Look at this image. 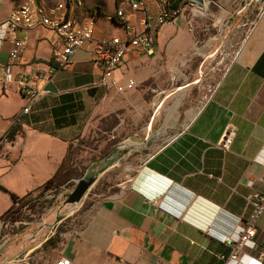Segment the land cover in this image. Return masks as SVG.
Masks as SVG:
<instances>
[{
  "label": "crops",
  "instance_id": "crops-1",
  "mask_svg": "<svg viewBox=\"0 0 264 264\" xmlns=\"http://www.w3.org/2000/svg\"><path fill=\"white\" fill-rule=\"evenodd\" d=\"M26 1L0 0V21ZM42 1L46 7L61 2ZM143 1L150 14L161 8L160 0ZM205 1L198 6L191 0H170L167 8L179 13L173 24L155 32L149 51L126 53L113 74L120 85L128 79L136 82L124 93L92 88L100 69L87 48L77 51L66 67L55 69L53 55L61 49L58 36L41 27L27 33L13 74L49 73L50 80L29 112L22 114L25 101L16 86L3 88L0 79V141L11 126L18 128L14 141L0 146V264H11L19 256L22 261L41 259L42 264H223L218 257L229 250L222 239L236 236L251 212L247 198L263 189V5L240 0L232 12L220 8L217 36L230 35L227 46L233 56L186 124L173 130L175 124L162 121L156 127L151 117L143 127H127L147 105L155 107L154 114L191 85L179 86L181 68L189 63L181 56L194 47L193 17L204 32L200 22L215 12L217 3ZM115 9L116 0H83L76 13L93 20L94 39L105 40L124 35L113 18ZM137 16L128 15L130 20ZM24 35L17 32V37ZM215 40L207 44L208 50ZM10 47L9 41L0 46V69L9 63ZM229 124L233 141L224 152L218 144ZM89 138L93 146L81 151L89 158L68 181L76 185L122 169L118 191L97 198L89 189L67 214L47 213L10 234L2 219L13 197H26L46 185L58 187L69 151ZM123 147L128 148L126 158L119 157ZM129 156L137 163L127 165ZM255 242L254 251L240 264H255L264 251V214L256 224Z\"/></svg>",
  "mask_w": 264,
  "mask_h": 264
},
{
  "label": "built area",
  "instance_id": "built-area-1",
  "mask_svg": "<svg viewBox=\"0 0 264 264\" xmlns=\"http://www.w3.org/2000/svg\"><path fill=\"white\" fill-rule=\"evenodd\" d=\"M169 3L170 0H160L159 11L150 14L146 11L143 0H116L113 18L122 26L124 35L97 40L93 38V20L80 19L76 13V8L83 4V0H61L51 7H46L42 0H27L0 21V46L4 41H9L11 45L9 63L0 69L2 87L16 86L25 101L22 114H27L31 105L44 93L45 85L50 80L49 73L14 75L12 70L19 63L27 45V33L41 27L54 32L60 39L61 49L55 52L52 59L55 69L66 67L77 51L87 48L91 62L100 69V78L92 88L114 89L118 93L135 88L137 85L133 79H128L125 85H120L113 74L126 53L131 50L149 51L153 46L155 32L163 25L173 24L179 13L169 10ZM262 5L264 12V2ZM129 13H139V16L136 20H130ZM19 31L25 32V35L17 37ZM233 135L234 129L229 124L218 144L224 152L229 150ZM261 184L262 192L247 198L251 212L248 218L241 221L236 236L222 239V243L229 250L227 255L218 257L223 264H240L243 257L249 256L256 248V224L264 214V176L261 178ZM255 264H264V251L258 254Z\"/></svg>",
  "mask_w": 264,
  "mask_h": 264
},
{
  "label": "rangeland",
  "instance_id": "rangeland-1",
  "mask_svg": "<svg viewBox=\"0 0 264 264\" xmlns=\"http://www.w3.org/2000/svg\"><path fill=\"white\" fill-rule=\"evenodd\" d=\"M212 1L217 3V6L213 5L212 7L215 12L203 18L200 22L206 30L204 32L199 31L197 28L198 26L195 24L199 20L193 17L191 32L193 34L192 39L194 41V47L187 55L181 56V58L189 63L187 67L181 68L182 75L178 80L179 86L183 85L185 82L191 83V85L175 94L177 98L166 100L160 109H155L154 114V106L147 105L144 109H141L137 115L130 118L131 123L127 125L128 129L133 130L145 126L151 117L153 121H155L156 127L160 126L162 121H164L163 125L171 122L175 124L173 130L181 128L193 115L203 95L210 92L222 77L227 64L233 56V49L227 46L229 38H231L230 35L223 37L217 36V24H215V21L218 19L217 13L220 11V8L222 12H232V10L238 8V2L240 0ZM257 1L259 4H263L264 2V0ZM247 8L249 10L250 7L248 6ZM220 23L221 25L224 24V22L221 21ZM214 38L216 39L215 42H213L215 45L213 49L210 48L208 50L207 44L212 43V39ZM175 101H177L178 106L175 110H172ZM93 144L94 140L90 138L88 140H80L69 151L67 159L63 164L65 174L60 177L61 184L68 182L64 186L60 187L61 184L58 185V187L54 186V184L43 186L34 193L14 201L11 210L2 219L3 223L6 225V230L10 234H14L24 223L40 220L42 215L48 213L51 217L55 213L56 217H58L59 214H67L72 207H77L78 204L67 205L64 208L62 207L59 213L55 212L57 207L63 205L64 200L75 187L73 181H68L69 178H76L79 175V169L83 167L82 165L85 160L89 158V156H82L83 154L81 151L86 146H93ZM128 144L131 143L128 142ZM132 144V146L136 147L134 143ZM124 147L119 150V157L124 156L126 158L128 156V148L125 149ZM146 154V151H142L143 156ZM125 163L130 165L136 164L137 162L132 160L131 156H129ZM121 171L122 169L119 170V174L117 171L109 172L102 176L97 174L95 176V182L90 188L91 193L97 198H103L117 192L121 183ZM47 250L49 249H45V251ZM12 261L11 264H42L41 259L22 261L20 256L13 258ZM7 262L10 261H6L5 264H7Z\"/></svg>",
  "mask_w": 264,
  "mask_h": 264
},
{
  "label": "water",
  "instance_id": "water-1",
  "mask_svg": "<svg viewBox=\"0 0 264 264\" xmlns=\"http://www.w3.org/2000/svg\"><path fill=\"white\" fill-rule=\"evenodd\" d=\"M191 1L197 4L198 6H201L203 3L204 4L206 3L205 0H191ZM94 182H95L94 178H89L88 180L82 179L78 181L74 189L69 194V196L64 200L63 205L61 207H57L55 209V212L59 213L62 207L64 208L67 205H74L81 202V200L87 194V192L89 191L90 187L93 185Z\"/></svg>",
  "mask_w": 264,
  "mask_h": 264
},
{
  "label": "trees",
  "instance_id": "trees-1",
  "mask_svg": "<svg viewBox=\"0 0 264 264\" xmlns=\"http://www.w3.org/2000/svg\"><path fill=\"white\" fill-rule=\"evenodd\" d=\"M18 133V128L17 126L13 125L9 128L5 136L1 139L0 141V146L6 144V143H11L14 141L16 134ZM47 186V185H46ZM17 197H13V201H15Z\"/></svg>",
  "mask_w": 264,
  "mask_h": 264
}]
</instances>
